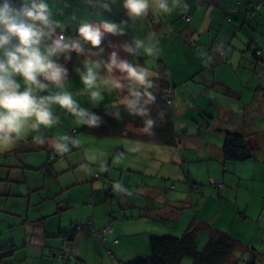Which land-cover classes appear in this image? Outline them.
Returning a JSON list of instances; mask_svg holds the SVG:
<instances>
[{
  "label": "crops",
  "instance_id": "obj_1",
  "mask_svg": "<svg viewBox=\"0 0 264 264\" xmlns=\"http://www.w3.org/2000/svg\"><path fill=\"white\" fill-rule=\"evenodd\" d=\"M46 2L53 11V19L63 25L57 33L74 34L68 20L75 16V11L78 13L85 8L104 11L106 17L114 19L117 25L123 24L125 34L116 36L113 45L108 47L109 53L114 47L119 50L123 43L134 37L146 39L149 34H154L151 41L156 47L154 55L157 62L162 59L166 66L170 84L174 87L175 110L182 113L185 105L191 102L193 115H208L199 123L202 125L205 121L207 126H202L204 130L199 131L201 140L194 139V143H190L187 133L195 131L188 123L192 113L189 115V111H184V119L179 121L180 113L176 129L181 133V139L171 149L123 137L74 135L72 131L80 124L73 116L53 105L52 111L60 119L58 125L39 130L26 129L16 141L23 144L22 151L18 153L12 152L16 149V142L7 149H0L4 157H12L25 169L19 171L23 180L18 182L21 184L18 190L9 187L7 191H1L13 220L0 232V237L4 235L6 238V242L0 244V264H127L148 256L151 236H180L194 220L211 224L218 230L225 229L222 223L217 227L216 220L214 222L201 211L207 203L209 207L217 202L222 204V208L224 206L225 201L219 199L225 185L218 189L213 185L218 179L210 174L213 164H222L224 131L239 133L251 140L253 133L264 135V64L262 58L254 60L247 52L250 43L264 51V0H182L181 6L174 7L170 13L153 7L149 11L150 19L134 20L122 8V0L114 3L116 12L105 11L95 0ZM13 3L19 6V0H13ZM251 3H259L260 8L255 16L248 17L246 10ZM183 5H187L186 9ZM78 14H82L78 16L82 18L83 13ZM101 24L97 22L98 26ZM119 54L130 62L131 56L122 51ZM147 57L150 56L143 53L137 56L143 66ZM56 62L59 63L57 58ZM77 62L69 68L66 86L78 75L80 67ZM155 68L153 65L149 67L152 73ZM73 84L72 81V89ZM55 90L50 86V91ZM105 101L104 96L99 103L88 98L82 101L83 105L79 104L90 109L94 105L100 107ZM37 136L45 140L43 148L36 141ZM63 136L69 138V151L59 153L52 143L55 138ZM72 140H78L79 144L71 143ZM38 147L48 151L47 155L37 150L33 152ZM263 147L260 146L252 159L238 162L233 168L228 167L232 172L238 164L252 167L250 177L235 174V179L232 175L233 179L229 181L230 184L235 181L234 192L241 190V185L250 184V193L246 189L243 191L251 199L255 198L252 212L262 209V190L259 189L262 188V177L256 180L255 169L259 167L262 170ZM116 148L122 149L120 159H114ZM133 154L135 159L144 157L146 163L135 161ZM197 163L205 166L207 171L206 187L200 184L205 180L197 176L199 167L194 169ZM35 169H40V173ZM42 171L49 176H41ZM221 180L225 181L223 175ZM256 181L259 185L255 184ZM116 183L122 184L132 194L116 191ZM256 188L259 195H256ZM227 192L230 193V188ZM9 201L12 203L8 207ZM237 207L238 213H243L240 212L241 206ZM243 209L244 215L249 214L248 204ZM87 221H91L95 228L112 227V232L106 235V244H102L94 232L82 227L74 233L69 245L72 260L65 261L60 257L66 250L63 236ZM230 235L239 240L233 231ZM207 239V231L199 229L196 233L198 247ZM261 244L264 245V241ZM244 247L249 248L248 244ZM257 252L260 253L258 257L264 258V248H258ZM237 259L233 254L227 264H237ZM180 264H191V261L184 258Z\"/></svg>",
  "mask_w": 264,
  "mask_h": 264
},
{
  "label": "clouds",
  "instance_id": "obj_2",
  "mask_svg": "<svg viewBox=\"0 0 264 264\" xmlns=\"http://www.w3.org/2000/svg\"><path fill=\"white\" fill-rule=\"evenodd\" d=\"M95 2L110 11L116 0ZM181 4L182 0H171V6L170 0H122V8L131 20L145 17L153 7L170 13ZM183 7L186 9L187 5ZM62 28L63 25L53 19V11L46 0H19V6L13 0L0 3V149L10 147L29 127L39 130L42 126L56 125L59 117L54 115L53 105L73 116L80 125L89 128L101 125L102 118L81 107L73 93L66 89L68 72L56 58L64 55L66 60L70 59L67 54L73 52L84 57L82 68L77 69L83 94L99 103L104 100L105 92L116 93L118 99L112 103L109 115L119 119L123 108L129 115L142 118L143 131L152 134L156 125L150 109L156 101L152 91L155 86L153 73L139 63L122 58L119 53L122 51L132 57L142 53L154 55L156 47L151 43L154 34L146 39L134 37L102 58L103 33L123 36V24L106 21L97 27L83 23L78 29L80 39L76 40L57 34V29ZM50 86L56 90L50 91ZM35 139L41 144L45 142L40 136ZM71 143L79 144V141ZM68 144L67 136L57 137L52 147L65 153L69 151ZM114 189L132 194L120 183L114 184Z\"/></svg>",
  "mask_w": 264,
  "mask_h": 264
},
{
  "label": "trees",
  "instance_id": "obj_3",
  "mask_svg": "<svg viewBox=\"0 0 264 264\" xmlns=\"http://www.w3.org/2000/svg\"><path fill=\"white\" fill-rule=\"evenodd\" d=\"M258 10L259 9L255 10L253 15H248L247 13L246 15L248 17H253L257 14ZM145 18L150 19V14L148 13V16H145ZM79 27L76 29L74 34L68 35L62 31L60 32L66 38L73 40L80 39L78 35ZM193 45L197 48L196 44ZM85 47L87 48L88 45ZM247 52L250 53L254 60H260L262 58V63L264 64V51H261L256 44L250 43L247 46ZM67 55H70V59L66 60L64 55H61L57 58V60L67 69V72L69 73V68L76 56V53L73 52ZM103 57L106 58L107 56L103 55ZM154 72L155 75L152 79L155 86L152 91L156 97V101L154 104L150 105V109L152 117L156 120V125L152 130V134H148L143 131L144 125L142 118L129 115L123 108H121V116L119 119H114L109 115L112 103L118 99L116 93L114 92L111 95H108V100L100 107L94 105L92 108L88 109L102 118V123L99 127L89 128L85 125H80L76 130H73L72 133L75 135L79 132L95 138L123 137L163 147L177 146L181 139V133L176 129L175 123L176 110L172 96V88L174 87L170 84L168 72L162 59L158 60ZM160 113H163L162 118L160 117ZM201 126H207L206 122L203 121ZM253 134L254 138L251 140L249 137L242 134L225 130L221 146L222 163H238L252 159L254 153L260 148V146H264V135L259 136L255 135V133ZM260 137L262 138V141H260ZM22 149V141H18L16 142V149H13L12 152L18 153L22 151ZM114 154L117 159H120L123 154L122 149L116 148ZM98 177L99 176H96V178ZM216 184L222 185L221 187H217L218 189H221L224 186L221 182ZM213 185H215V183H213ZM261 213L264 214V197L262 199ZM86 225L87 223L84 225H76L72 232H68L63 236L62 243L66 245V250L60 255V257L65 261L66 259L63 255L66 252L70 253L69 245L74 237V233L79 230V227L89 229ZM106 226L110 225H105L100 228H95L93 226L95 230L89 229V231L94 232L101 241L96 231ZM199 229H204L208 233V239L201 248L198 247L196 241V233ZM111 232L104 234L105 242L103 243L101 241L102 244H106V235ZM262 241H264V234L262 236ZM148 245L149 254L147 257L135 259L127 264H180L184 258L190 259L191 264H227L234 252L242 249L250 251V260L246 261L245 264H256L255 258L258 254H260L255 249L244 247L243 244L239 240L233 238L229 232L215 229L209 224L197 220L192 221L180 236H151L149 238Z\"/></svg>",
  "mask_w": 264,
  "mask_h": 264
},
{
  "label": "rangeland",
  "instance_id": "obj_4",
  "mask_svg": "<svg viewBox=\"0 0 264 264\" xmlns=\"http://www.w3.org/2000/svg\"><path fill=\"white\" fill-rule=\"evenodd\" d=\"M110 7H111L112 12L117 11L114 4H112ZM74 13H75V16L70 17L68 20V23H67L71 32H74V30L76 31V29L83 23H89L93 26L98 27L97 22L103 23V22H106L105 20H107V22L109 21V22L116 24V22H114V19H112L111 17H106L107 15H105L104 11H101V10L89 9V8H85L84 11L80 10L78 13H83L82 18L78 17L79 15H82V14H78L76 11ZM106 18H108V19H106ZM122 18H125V17L122 16ZM107 36H108V38H107ZM116 36L117 35H112L110 33H103V38H102V42L100 45V48L104 49L103 55L107 56L109 54L110 49L107 46L113 45V40H115ZM123 39H125V38H123ZM85 46H87V45H85ZM102 58H104V57L102 56ZM83 59H84V57L78 56L76 54L71 65L74 62H76V60H78L77 64L79 65V67L81 69ZM145 61L146 62L144 63V65H145L144 67L149 68L152 65L153 66L157 65V59H156L155 55L147 57L145 59ZM130 62L140 64V62H142V61H139V59L137 57L131 56ZM154 75H155V72H153V76ZM72 81L74 82V84H73L74 88L73 89L70 88ZM66 89L68 91L72 92L73 94H76V96H77L78 92L81 93V94H79L78 97L73 96V98L78 103H80L81 105H83L82 101H84L85 99H88V96L83 94V88H82V85H81V82L79 79V75H75L74 78H72V80L69 82V85L66 86ZM111 94L112 93H107V92L104 93L106 101L109 98L108 95H111ZM256 102L257 101H255V103ZM263 104H264V101L262 100V105ZM191 107H192L191 102H189L187 105H185V107H184L185 109L183 108L182 113L178 109H176L177 113H176L175 123H176V127H177V118H178V116H180V113H181V117L179 118V121L184 119V116H185L184 111H186V112L189 111L188 112L189 115H191V113H192V115L189 117L188 123L190 124L191 128H193L195 131H193V132L191 131L190 133L188 132L187 134L189 135L188 139H189L190 143H192V142L194 143V141H195L194 139H197V141L201 140V138H200L201 133H199V131L204 130V129H202V126H200V124H199L201 122V118H205V117L208 118V115L205 113H202V115H199L200 117L197 115H193V114H195V112L191 110ZM175 108H176V106H175ZM187 109H190V110H187ZM58 123H57V125H58ZM41 128L45 129V127H43V126ZM62 129H65V127H63ZM71 130L72 129H69L68 132H71ZM70 135H71V133H70ZM29 142H32V140H29ZM41 146L43 148L44 143L41 144ZM170 148L172 149V147H170ZM35 150H37L38 152L44 153V156H46L47 152H48V151H45L43 149H40V147H38V149H34L33 152H35ZM166 151H168V150H166ZM28 153H31V152H28ZM0 154H1L0 155V176H1L0 177V232H3L5 230V227L10 222H12L13 215H10V213H9L10 211H7V207H5L6 197L1 195V191H7V189H9V187H14L16 190H18L21 187V184H19L18 182L23 180L22 179L23 176L19 171H25V169H23L21 166L17 165L16 162H14V159L12 157H4L3 154L1 153V151H0ZM11 154H13V153H11ZM135 154H133L134 159L136 157ZM141 157H138V159H135V161L137 160L141 164L146 163V161L144 160V157H142V158ZM114 159H116V156H114ZM114 161H116V160H114ZM42 164H44L43 161H42ZM236 164L237 163H235V164H233V163L223 164L222 163L221 165L220 164H213L212 169H210V174L214 175L215 178L218 179V181H216L215 183L221 182L225 185L224 189H223L222 197L219 199V201H223V202L225 201V202H224L223 208H222V204L219 202L213 204L211 206L212 208L209 207L208 205H210V204L207 203V205L204 207V209L201 211V213L204 214L205 216L211 217L214 220V222L216 220L215 223H216L217 227L220 226L222 223V226H224V228H225V229H223L224 231H227L229 233H231V231H233L234 236H236V238H239V240H241V243L243 242L242 244L244 246H245V244H248V247L250 249L253 248V249L258 251V248H260V247L264 248V245L261 244L262 243V240H261L262 239V233L264 232V214L261 213V209H260V211L258 209L257 212H252V208H253L252 203L255 200V198L251 199V196L248 195L246 192L244 193V191H243V189H246L248 191V193H250L249 192L251 190V189H249L250 184L241 185L242 186L241 190H239L238 192H234L236 189V187H234L235 181L233 180V183H231V184L229 182L230 179H233V176L235 174H237V175L240 174L243 177L248 178L252 175L253 170H252L251 166H245V165H239L238 164L236 166L237 167L236 170L233 171L235 173H233L232 171H228V167L233 168V165H236ZM197 167H199L198 173H197L198 178L202 177L205 180L200 184H202V186L206 187L207 186L206 185L207 171H206V169H204L205 166L202 167V166H200V164L197 163L195 165L194 169ZM35 170H38V169H35ZM99 170H100V172L103 171V169H99ZM188 170H189V167H188V162H187L186 163V171H188ZM44 171H42L40 175L43 177H45V175L49 176V174H46V172H44ZM261 171H262V174L260 175L259 173ZM38 172L40 173V169L38 170ZM97 172H99V171H97ZM222 175L225 177V181H223V180L220 181V178ZM7 176H10V177L7 179ZM255 176L258 177L256 180H259V178L262 177V188L261 187L260 188L258 187V188L260 190H262L261 196L263 199V196H264L263 195L264 194V163L263 162H262V170L259 167H256ZM192 177H193V175H192ZM234 179H235V176H234ZM174 184H175V182H174ZM255 184L259 185V182L256 181ZM228 188H230V193L227 192ZM170 191H173V190H170ZM226 192H227V194H226ZM256 195H259L257 188H256ZM234 201H235V203H234ZM236 202H237V205H236ZM11 203H12L11 201L8 202V207L11 206ZM246 204H248V213L249 214L246 213V215H244L245 211H243L244 210L243 208ZM237 206H241L242 209H240V212H243V213H238L239 211L237 209L238 208ZM7 235L9 236V234H7ZM5 242H6V238L3 235L2 237H0V244H3ZM252 243H254V245H252ZM202 246L203 245H201V247ZM201 247H199V248H201ZM0 252H1V250H0ZM249 252L250 251L246 252L247 256L245 257L246 253H244V251H241V250L235 251L234 254L239 258V260L237 259V264H244V262L250 260ZM255 261H256V264H263L264 258H261L260 256L258 257V255H257L255 258Z\"/></svg>",
  "mask_w": 264,
  "mask_h": 264
},
{
  "label": "built area",
  "instance_id": "obj_5",
  "mask_svg": "<svg viewBox=\"0 0 264 264\" xmlns=\"http://www.w3.org/2000/svg\"><path fill=\"white\" fill-rule=\"evenodd\" d=\"M259 6L260 4L259 3H251L249 5V8L246 10V13L248 15H253L255 10L259 9ZM148 16V14L146 15V17ZM189 18L186 17V20H188ZM57 34H62L61 32H58ZM216 187H221L222 185L221 184H215ZM89 229H92V230H95V228L93 227V224L91 221H88L87 222V225H86ZM81 227H79L80 229ZM99 238L101 239V241L104 243L105 242V237H104V234H106L107 232H111V227L110 226H106V227H103L101 228L100 230L96 231ZM63 257L66 259V261L70 262L72 260V257L70 255V253H65L63 255ZM77 264V263H75Z\"/></svg>",
  "mask_w": 264,
  "mask_h": 264
}]
</instances>
